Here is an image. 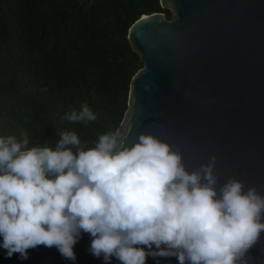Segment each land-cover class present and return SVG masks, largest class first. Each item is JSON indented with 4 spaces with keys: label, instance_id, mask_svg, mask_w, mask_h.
I'll use <instances>...</instances> for the list:
<instances>
[{
    "label": "clouds",
    "instance_id": "1",
    "mask_svg": "<svg viewBox=\"0 0 264 264\" xmlns=\"http://www.w3.org/2000/svg\"><path fill=\"white\" fill-rule=\"evenodd\" d=\"M95 121L87 103L61 117ZM132 125L100 134L91 147L59 130L56 143L30 144L24 130L0 134V247L27 259L29 250L55 247L75 261V245L104 264H248L264 234V192L245 190L236 176L224 183L217 157L189 169L178 146Z\"/></svg>",
    "mask_w": 264,
    "mask_h": 264
},
{
    "label": "water",
    "instance_id": "2",
    "mask_svg": "<svg viewBox=\"0 0 264 264\" xmlns=\"http://www.w3.org/2000/svg\"><path fill=\"white\" fill-rule=\"evenodd\" d=\"M160 2L172 18L143 15L129 30L144 67L122 122L132 125L128 142L155 134L180 148L189 169L215 155L221 184L236 176L245 190L264 192V0ZM90 241L82 235L75 261L55 247L30 249L27 259L0 247V264H104L88 251ZM247 260L264 264V234ZM148 264L178 261L149 257Z\"/></svg>",
    "mask_w": 264,
    "mask_h": 264
},
{
    "label": "trees",
    "instance_id": "3",
    "mask_svg": "<svg viewBox=\"0 0 264 264\" xmlns=\"http://www.w3.org/2000/svg\"><path fill=\"white\" fill-rule=\"evenodd\" d=\"M156 12L172 18L160 0H0V134L54 144L71 130L91 147L119 128L144 67L129 30ZM83 103L95 121L61 119Z\"/></svg>",
    "mask_w": 264,
    "mask_h": 264
}]
</instances>
